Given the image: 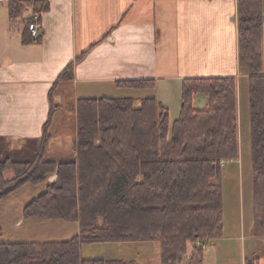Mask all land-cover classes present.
<instances>
[{"label":"trees","instance_id":"trees-1","mask_svg":"<svg viewBox=\"0 0 264 264\" xmlns=\"http://www.w3.org/2000/svg\"><path fill=\"white\" fill-rule=\"evenodd\" d=\"M28 8L33 14L26 20L23 44L42 39V33L32 38L29 24L35 15L40 22L50 5L48 0L13 1L11 19ZM237 22L239 68L249 79L254 230L264 234V0H238ZM80 58L50 91L49 119L30 159L0 160V200L28 183L45 185L42 196L24 209L25 218L73 222L79 231L64 241L2 242L0 230V264H138L85 259L82 248L149 242L159 244L160 264H205L206 245L224 230L221 162L240 158L237 79L186 78L180 118L172 125L169 110L154 94L80 98L73 156L50 159L51 128L62 108L55 91L74 80ZM155 84L118 83L133 89H154ZM196 95L207 97L205 109H195Z\"/></svg>","mask_w":264,"mask_h":264},{"label":"crops","instance_id":"crops-1","mask_svg":"<svg viewBox=\"0 0 264 264\" xmlns=\"http://www.w3.org/2000/svg\"><path fill=\"white\" fill-rule=\"evenodd\" d=\"M13 1L20 0H0V160L29 150L33 155L49 119L50 91L78 57L74 80L56 88L55 101L62 108L55 122L69 113L75 120L80 98L120 97L122 81L155 80L146 95L154 94L169 110L164 103L173 102L169 95L181 100L186 78L235 77L240 133L241 88L249 79L239 68L238 0H48L50 8L40 18L42 39L29 44L22 37L33 11L28 8L13 20ZM130 90L135 98L145 97L140 95L146 90ZM197 101L206 108V96H195V109ZM240 164V158L224 161L226 176L228 167ZM208 245L205 262L211 254ZM142 246L140 261L128 260L148 264ZM248 257L256 258L244 251L240 263L247 264Z\"/></svg>","mask_w":264,"mask_h":264},{"label":"rangeland","instance_id":"rangeland-1","mask_svg":"<svg viewBox=\"0 0 264 264\" xmlns=\"http://www.w3.org/2000/svg\"><path fill=\"white\" fill-rule=\"evenodd\" d=\"M248 83V80H244L241 88V100L243 102L239 133L241 164L235 167H228L229 176H226V174L223 176V236L217 239V243H208L209 245L207 247L210 248L211 254L207 256L205 264H241L240 261L243 258L244 251H246L247 255L264 259V234H257L254 230V179L251 158L252 129ZM121 88L124 89H122L123 93L118 96H138L132 95V91L130 90L132 88L128 86H122ZM138 90H146L145 92H141V95L138 93L140 96H142V94L143 96H149L146 95L149 93L147 89L143 88ZM107 96L113 97L111 95H106V97ZM179 96L180 95L172 98L169 95L168 99H172L173 102L170 103V101H167V103H164L170 110L171 125L180 118L181 100ZM200 97L205 98L204 95H200ZM161 98H163L162 95ZM69 109L71 112V108ZM196 109L203 110L204 105H201V103L197 101ZM61 117L63 118H59L56 122L54 121L53 127L51 128L52 138L49 148L47 149V157L50 159H70L73 156V140L76 138L77 132V113L75 120L72 113L67 115L62 114ZM38 146L39 141L36 147ZM11 150L13 151L14 149L11 148ZM11 154L13 159L17 160L18 154ZM30 154L29 151L25 152V154L18 157V160L28 161L30 159ZM239 169L242 171H239ZM239 173L241 175H239ZM11 177L12 175H9V178ZM49 180L50 182H54L56 180V175L52 176ZM45 190V185H33L28 183L0 200V230L2 232V242L64 241L70 240L78 233L79 227L73 222L25 218L24 209L33 200L42 196L41 194H43ZM241 195H244V209L243 207L241 208V203L243 204V198L242 202H240ZM217 244H221V249H223L221 256L218 253L221 249L217 247ZM141 245L146 248V257L143 260L148 259V261L145 260L148 264H160V246L153 242L85 244L82 248V256L85 259L111 260V258H123V260H128L130 258H136L135 260L140 261L139 258L143 251H139L140 254H137V251ZM117 246L126 247V249L121 252V250H117L119 249ZM248 258L247 264H250L252 259H250V257Z\"/></svg>","mask_w":264,"mask_h":264},{"label":"built area","instance_id":"built-area-1","mask_svg":"<svg viewBox=\"0 0 264 264\" xmlns=\"http://www.w3.org/2000/svg\"><path fill=\"white\" fill-rule=\"evenodd\" d=\"M29 31L34 39H37L41 33V26L38 22V15L34 16L33 21L29 24Z\"/></svg>","mask_w":264,"mask_h":264}]
</instances>
